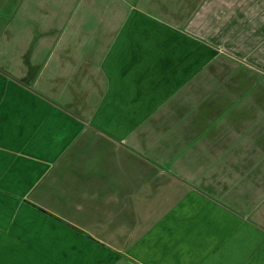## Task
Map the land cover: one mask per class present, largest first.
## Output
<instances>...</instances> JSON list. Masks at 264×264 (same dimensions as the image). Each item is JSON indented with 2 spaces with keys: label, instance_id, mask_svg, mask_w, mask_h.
I'll list each match as a JSON object with an SVG mask.
<instances>
[{
  "label": "crops",
  "instance_id": "1",
  "mask_svg": "<svg viewBox=\"0 0 264 264\" xmlns=\"http://www.w3.org/2000/svg\"><path fill=\"white\" fill-rule=\"evenodd\" d=\"M64 8L0 51V264H264V0Z\"/></svg>",
  "mask_w": 264,
  "mask_h": 264
},
{
  "label": "rangeland",
  "instance_id": "2",
  "mask_svg": "<svg viewBox=\"0 0 264 264\" xmlns=\"http://www.w3.org/2000/svg\"><path fill=\"white\" fill-rule=\"evenodd\" d=\"M53 3L57 1L55 5L48 2L41 5L40 9L36 8L38 3H42V0H0V51L5 47L8 48L6 40L12 37V46H16L17 34L22 36L24 28L26 26L25 19L27 18H39L41 14H48L50 11H56L57 14H61L64 11V3L70 0H47ZM52 8V10H50ZM83 8V7H82ZM40 12L38 15H34ZM32 20V19H31ZM34 21V20H33ZM45 17H41L34 22L44 25L47 23ZM6 43V44H5ZM16 49V48H14ZM110 264H132L126 258L116 260Z\"/></svg>",
  "mask_w": 264,
  "mask_h": 264
}]
</instances>
